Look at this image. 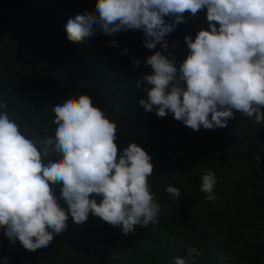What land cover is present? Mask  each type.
I'll list each match as a JSON object with an SVG mask.
<instances>
[{"label": "trees", "instance_id": "1", "mask_svg": "<svg viewBox=\"0 0 264 264\" xmlns=\"http://www.w3.org/2000/svg\"><path fill=\"white\" fill-rule=\"evenodd\" d=\"M94 4L0 0V111L36 140L54 133L52 107L58 98L87 94L114 121L118 152L135 142L150 154L147 183L161 209L158 222L138 224L125 236L91 212L80 224L69 215L66 230L34 251L18 241L10 244L0 227V257H7V264H174L195 247L199 255L190 264H264V123L236 112L223 128L193 131L171 114L145 112L138 103L145 94L136 81L151 71L144 59L159 45L144 47L139 30L66 39L67 18ZM183 15L184 22L165 36L164 54L177 63L188 52L184 36L194 38L208 23L205 8ZM113 39L117 47L109 43ZM133 57L140 61L135 68ZM209 169L216 176L214 202L199 190V177ZM168 185L178 188L176 199L165 192ZM50 186L66 207L58 182Z\"/></svg>", "mask_w": 264, "mask_h": 264}, {"label": "clouds", "instance_id": "2", "mask_svg": "<svg viewBox=\"0 0 264 264\" xmlns=\"http://www.w3.org/2000/svg\"><path fill=\"white\" fill-rule=\"evenodd\" d=\"M202 8L207 29L184 36L188 52L177 63L164 54L165 36L184 22L186 11L194 15ZM64 30L71 42L97 32L139 30L144 47L159 45L144 59L151 71L136 81L145 112L171 114L193 131L223 128L236 112L264 123V0H95L94 9L70 15ZM109 43L118 46L114 39ZM131 63L135 68L140 61L133 57ZM52 112L54 133L32 140L0 111V227L9 243L30 251L46 248L66 230L69 215L80 224L90 212L125 236L138 224L155 225L161 209L147 183L150 154L135 142L118 152L114 121L87 94L66 93ZM199 181L204 199L214 202L215 173L206 170ZM57 182L66 207L50 186ZM164 190L179 196L176 187ZM193 255L199 251L188 247L174 264H190ZM0 261L7 264V257Z\"/></svg>", "mask_w": 264, "mask_h": 264}]
</instances>
